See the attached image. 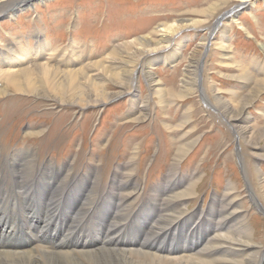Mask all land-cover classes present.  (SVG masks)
Wrapping results in <instances>:
<instances>
[{
  "label": "rangeland",
  "instance_id": "1",
  "mask_svg": "<svg viewBox=\"0 0 264 264\" xmlns=\"http://www.w3.org/2000/svg\"><path fill=\"white\" fill-rule=\"evenodd\" d=\"M20 1L22 0H0V4L5 2L0 13ZM238 1L231 0L226 5L218 3L221 10L212 18H201L204 23L197 27L189 26L195 19L196 10L205 8L210 3L217 4V1L31 0L28 1L32 2L31 6L22 12L6 11L9 16L3 19L0 17V48L8 46L17 49V42H20L18 49L30 47L34 51L37 49L35 34L39 33L40 40L51 49L42 58V62L59 54L61 58L65 56V60H70L71 65L75 64L73 70L88 66L94 72L112 70L107 60H116L118 56L117 59L122 60L121 54H116L115 57L112 54L116 49L118 53H122V46L126 43H133L147 36L149 40L158 39V36L151 35L165 24L182 22L186 28L172 36L170 44L162 51L163 58L149 68L148 62L142 59L134 68L130 82L126 80L127 73L120 79L125 86L132 85L130 93L141 96L140 106L147 98H154L150 102L148 117L139 123L127 122L126 119L130 109V93L97 105L93 104L96 99L93 96L84 100L82 105L77 104L78 107L69 92H63L59 97L67 94L70 98L68 103L73 105L63 104L60 99L50 97L51 95L42 99L14 93L13 90H8L5 98L0 95V160L4 162L13 153L29 148L37 151L34 155L37 154L39 167L48 161L58 165L74 162L72 168L76 175L97 167L101 177L109 184L116 169L120 171L121 166L128 165L131 156L138 154L133 168L122 167L121 171L123 177L133 176V185L128 188L139 186L145 188L148 194L151 187L157 184L160 188L167 182L166 175L177 147L186 143H174V140L178 141L186 133L189 141L195 142L177 172L184 177L198 173L195 180L203 176L197 189V197L194 194L191 196L190 211L207 210L213 203V198L217 196L216 199H221L232 188L230 198L236 202V207L240 206L244 211L242 215L247 217L251 241L258 247L256 251L264 249V159L258 165L252 156L255 152L264 155V138L256 141L255 149L251 148L248 145L250 138L239 137L240 134L228 124V118L221 115L219 110L222 105L219 104L217 109L214 103L210 105L207 101L209 96L215 95L222 97L220 101L237 104L255 87V84L239 80L241 73L237 66L246 67L249 75L257 80L259 68L254 62L264 64V54L260 48L264 45V0H251L252 2L244 4ZM189 20L190 23L186 22ZM238 23L246 29L241 28ZM219 26L231 39L230 57L235 63L230 70L222 68L224 64L221 65V61H224L221 56L225 52L224 48H220V33L212 36L207 50L203 52L199 48L203 39L209 38V32ZM186 38L191 40L188 44H184ZM138 48L139 46L134 45L130 50ZM176 49L180 50L177 62L170 64L167 60L172 50ZM77 52L80 56L78 65L75 62ZM192 58L195 69L198 60H201L196 87L195 72L190 80L192 87H195L194 94L186 102L162 103L150 88L145 69L148 68L154 80L165 90H180ZM97 76L94 84L102 89L105 80H101L102 74ZM80 77L81 80L78 79L77 83L85 84L84 76ZM69 85L70 82L67 83ZM92 85L93 83L89 86ZM107 90L113 94L120 91L112 84L107 86ZM166 104L172 106L168 109ZM188 110L193 111L194 118L191 119ZM243 116L248 119L246 124L252 128L264 126V94ZM180 124L186 125L185 132H172V127ZM190 126L195 129L192 133H189ZM42 130L45 131L44 137H29L33 131ZM132 169L135 171L132 172ZM188 183L189 181L181 180L180 189L176 191L187 187L190 190ZM249 192L256 193L254 196H257L263 210L258 208L256 200L250 198ZM209 218L212 219L210 215ZM224 222L225 216H222L208 224L189 239L188 253L176 255L190 256L189 253L206 245V257L211 254L218 258L223 256L218 255V245L224 241V237L217 234V229ZM172 240L174 241L168 240L169 246ZM212 245L215 246L214 249L211 248Z\"/></svg>",
  "mask_w": 264,
  "mask_h": 264
},
{
  "label": "bare ground",
  "instance_id": "2",
  "mask_svg": "<svg viewBox=\"0 0 264 264\" xmlns=\"http://www.w3.org/2000/svg\"><path fill=\"white\" fill-rule=\"evenodd\" d=\"M28 1L31 0L17 2L1 13L22 12L31 6L32 2ZM215 1L217 4L226 5L231 0ZM249 1L251 0L238 2L244 4ZM4 3L1 2L0 9ZM217 4L210 3L205 8L197 9L195 19L189 26L202 25L204 21L201 18H212L221 10L220 5ZM198 18L199 20H196ZM186 22L190 23V20ZM238 24L246 29L241 23ZM184 26L182 22L165 24L151 35L158 36L156 40H149L147 36L133 43H126L122 46V53H118L116 49L117 51H113L112 54L113 56L121 54L122 60L117 59L119 56L116 60H107L112 70L95 72L88 66L73 70L75 64L71 65L70 60H65L67 59L65 56L61 58L59 54L50 56L51 58L44 60L45 63L42 62L51 49L40 40L39 33L35 34L37 49L34 51L30 47L18 49L20 42H17V49L8 46L0 48V95L5 98L8 90L42 99L51 95L50 97L60 99L63 104L73 105L68 103L70 98L67 94L62 98L59 97L63 92H69L75 106L82 105L84 100L93 96L96 98L93 103L95 105L108 103L120 95L131 92L132 85L125 86L120 80L122 76L127 73L126 80L130 82L134 68L142 59L148 62L149 68L154 62L163 58L162 51L168 47L174 34L186 28ZM218 33L222 36L220 48H224L225 52L221 56L224 60L221 61V65L224 64L222 68L227 67L230 70L235 63L230 57L231 39L224 34L221 26L209 32V38L203 39L199 48L203 52L207 50L212 36ZM186 39L184 44L191 41ZM134 45L139 48L131 51ZM260 48L264 54V45ZM178 49L172 50L168 63L177 62L180 51ZM75 57L78 65L80 63L78 52ZM200 61L198 60L195 69V61L193 58L190 60L180 90L176 88L165 90L154 80L148 68L143 71L154 95L164 104H175L178 101L186 102L194 94L201 67ZM254 65L259 68L257 80L249 75L246 67L237 66L241 73L239 80H243L246 84H255L240 102L232 104L225 100L220 101L222 97L215 95L209 96L207 101L217 107L221 104L222 108L219 110L221 115L228 118V124L240 134L239 137H249L248 145L255 149L256 141L264 138V126L252 128L246 124L248 119L243 116L244 112L254 106L264 94V64L254 62ZM194 72L195 87H192L190 80ZM98 74H102L100 78L105 80L102 89L94 84ZM81 75L84 76L85 84L79 85L77 82ZM117 79L120 81L115 82ZM68 82H70L69 86H67ZM91 83L93 85L89 86ZM109 84L116 86L120 91L109 93L107 90ZM87 87L89 89H84ZM130 95L127 122L144 121L149 115L150 102H153L154 98L151 100L147 98L140 106L141 96L134 93ZM171 106L167 105L166 108L169 109ZM187 113L191 119L194 118L192 110L191 112L188 110ZM185 126V124L176 125L172 127V132L176 130L185 132ZM194 130V127H191L189 133ZM44 133L43 130L33 131L29 137L41 138L39 136L44 137ZM189 140L186 133L178 141L174 140V143H186L177 147L173 163L166 175L169 180L167 179L160 188L157 184L151 187L148 194L145 188L139 186L128 188L133 185V176L123 177L121 171L122 167L133 168L139 157L138 154L131 156L128 165L121 166L120 171L116 169L109 184H106L101 177L97 167L89 168L80 175H76L72 168L74 162L58 165L48 161L39 167L37 154L34 155L37 151H31L29 148L13 153L4 162L0 160V264H264V249L256 251L258 247L251 241L247 217L242 215L244 211L240 206L236 207V202L230 198L232 188H229L221 199H216L217 196L213 198V203L207 210L190 211L191 196L194 194L197 197V189L203 176L195 180L198 173H195V176L191 175L192 177L190 175L184 177L177 172L184 157L194 146L195 141ZM252 156L258 165L261 159H264V155L258 152ZM4 163L7 165L4 166ZM196 171L198 172V169ZM181 180L189 181L191 189L187 187L176 191L180 189ZM249 194L255 199L254 192ZM222 216H225V222L219 224L217 234L224 237V241L218 245V255L223 256L218 258L215 254H211L206 257V245L189 253L190 256L176 255V253H188L189 239ZM170 239L179 242L176 251L168 245ZM211 248L214 249L215 246L212 245Z\"/></svg>",
  "mask_w": 264,
  "mask_h": 264
}]
</instances>
